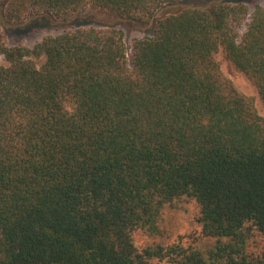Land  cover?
<instances>
[{"label":"trees","instance_id":"trees-1","mask_svg":"<svg viewBox=\"0 0 264 264\" xmlns=\"http://www.w3.org/2000/svg\"><path fill=\"white\" fill-rule=\"evenodd\" d=\"M85 10L152 34L129 50L119 29L91 25L6 44L4 27ZM220 50L264 104V6L0 0V264H264V248L245 252L264 236V118ZM185 197L214 246L139 250L132 232Z\"/></svg>","mask_w":264,"mask_h":264},{"label":"rangeland","instance_id":"rangeland-1","mask_svg":"<svg viewBox=\"0 0 264 264\" xmlns=\"http://www.w3.org/2000/svg\"><path fill=\"white\" fill-rule=\"evenodd\" d=\"M216 1L220 0H184V5L209 6ZM221 1H239L247 6L249 14L253 11L255 5L264 6V0ZM178 9H169L162 14L175 12ZM248 19L238 28L239 35L245 30V24ZM86 25L119 29L122 32L123 41L128 50L133 40L148 37L152 34L151 26H141L120 20L103 10H85L81 15L66 21L51 15L31 16L23 24L16 27H4L3 30L7 46L20 44L32 47L46 36L57 35L65 30ZM214 57L223 76L233 84L240 94L252 100L256 112L264 118V104L254 83L232 65L223 51H218ZM35 62L40 65L43 59L35 60ZM1 65H6L2 57H0ZM198 215L199 207L193 199L186 197L178 199L163 207L154 226L142 227L133 231V243L139 250L155 245L169 246L181 243L184 246H194L206 252L214 246L215 240L201 237V228L196 220ZM263 248L264 236L253 231L247 240L245 252L250 256H256Z\"/></svg>","mask_w":264,"mask_h":264}]
</instances>
